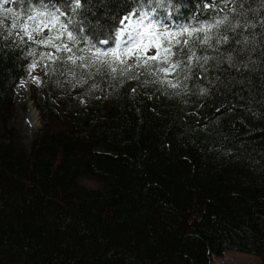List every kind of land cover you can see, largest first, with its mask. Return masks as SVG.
I'll use <instances>...</instances> for the list:
<instances>
[{
	"label": "trees",
	"instance_id": "16d2710c",
	"mask_svg": "<svg viewBox=\"0 0 264 264\" xmlns=\"http://www.w3.org/2000/svg\"><path fill=\"white\" fill-rule=\"evenodd\" d=\"M106 2L123 15L132 0ZM183 11L177 23H196L190 0ZM35 47L0 40V264H213L227 250L264 264L259 47L234 57L239 72L226 59L204 72L194 64L178 89L143 75L76 84L40 61L51 49L28 56ZM34 60L42 76L30 96L43 123L27 147L12 118Z\"/></svg>",
	"mask_w": 264,
	"mask_h": 264
},
{
	"label": "snow or ice",
	"instance_id": "6c2138e0",
	"mask_svg": "<svg viewBox=\"0 0 264 264\" xmlns=\"http://www.w3.org/2000/svg\"><path fill=\"white\" fill-rule=\"evenodd\" d=\"M190 2L198 14L194 24L176 22L188 19L184 0H132L123 15L109 13L106 0H0V40L15 36L18 46L35 45L28 56H36L37 48L51 49L39 52L40 61H51L54 72L68 74L76 84L95 75L112 80L143 75L178 89L190 79L194 64L204 72L210 60L226 59L228 69L239 72L234 57L250 56L258 47L264 55V0H257V8L252 0ZM230 40L235 46L225 57L220 48ZM208 50L215 55L204 54Z\"/></svg>",
	"mask_w": 264,
	"mask_h": 264
},
{
	"label": "rangeland",
	"instance_id": "374dc122",
	"mask_svg": "<svg viewBox=\"0 0 264 264\" xmlns=\"http://www.w3.org/2000/svg\"><path fill=\"white\" fill-rule=\"evenodd\" d=\"M149 55L154 54V51H150ZM30 73L27 79L21 80L16 87L15 92V104L16 112L12 118V124L16 127V130L23 140V143L30 147L33 141L35 133L42 126V119L39 113V124L37 127L32 128V117L30 115L28 102L32 101L30 96L31 85L35 82L39 83L42 76V70L38 64L36 67L30 68ZM23 82V83H21ZM34 104V102H33ZM36 107V106H35ZM37 108V107H36ZM38 110V109H37ZM39 112V110H38ZM259 257L247 253H241L238 251L227 250L222 256L214 257L213 264H258Z\"/></svg>",
	"mask_w": 264,
	"mask_h": 264
},
{
	"label": "bare ground",
	"instance_id": "6f19581e",
	"mask_svg": "<svg viewBox=\"0 0 264 264\" xmlns=\"http://www.w3.org/2000/svg\"><path fill=\"white\" fill-rule=\"evenodd\" d=\"M21 83H23V82H21ZM28 106H29L30 115L32 117L31 126H32V128H35L39 124V118H40L39 117V112L40 111L38 112V110H37L38 108L35 107V105L33 104L32 101L28 102Z\"/></svg>",
	"mask_w": 264,
	"mask_h": 264
},
{
	"label": "water",
	"instance_id": "95a60500",
	"mask_svg": "<svg viewBox=\"0 0 264 264\" xmlns=\"http://www.w3.org/2000/svg\"><path fill=\"white\" fill-rule=\"evenodd\" d=\"M40 113V112H39Z\"/></svg>",
	"mask_w": 264,
	"mask_h": 264
}]
</instances>
